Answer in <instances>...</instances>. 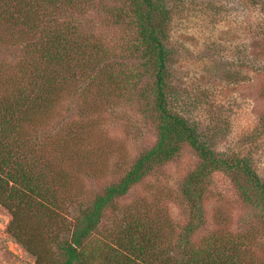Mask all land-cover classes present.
I'll list each match as a JSON object with an SVG mask.
<instances>
[{
	"label": "rangeland",
	"instance_id": "rangeland-1",
	"mask_svg": "<svg viewBox=\"0 0 264 264\" xmlns=\"http://www.w3.org/2000/svg\"><path fill=\"white\" fill-rule=\"evenodd\" d=\"M242 1L172 2L165 43L172 53L167 61V106L197 126L212 150L246 160L264 183V56L263 35L258 30L264 24V6L258 8L262 13L248 14L238 5ZM128 4L129 0L93 1L67 13L79 33L71 42L91 51L85 53V62L92 65L94 61V72L102 71L103 82L107 72L118 80L110 84L114 89L109 91L117 90L110 94L89 86L86 72L72 74L70 87L64 88L69 96L62 95L51 119V134L83 128V138L90 144L83 152L91 147L84 153L91 171L81 173L76 165L69 170L70 180L81 192L75 206H89L95 194L123 177L157 140L153 80L132 47L136 28L125 16V22L116 17L117 8L127 12ZM67 14L54 12L56 27H66ZM11 29L7 24L0 30V71L15 70L24 54ZM199 165L196 153L183 146L175 158L156 166L126 195L114 199L103 210L97 232H119L131 217L145 219L148 224H161L160 235L166 241L160 247L177 245L182 250L178 241L192 225L189 251L212 235L223 234L226 239L231 235L264 264V213L245 204L231 177L221 171L185 194V181ZM69 200L59 213L67 227L74 222L75 206L69 207ZM10 220L0 207V264H34V258L10 236ZM168 253L167 259L187 254Z\"/></svg>",
	"mask_w": 264,
	"mask_h": 264
},
{
	"label": "trees",
	"instance_id": "trees-1",
	"mask_svg": "<svg viewBox=\"0 0 264 264\" xmlns=\"http://www.w3.org/2000/svg\"><path fill=\"white\" fill-rule=\"evenodd\" d=\"M93 1L100 0H0V30L11 26L24 53L15 70L5 67L0 71V207L11 216L10 236L34 258V264H262L231 235L228 239L223 234L212 235L189 251L193 247L189 245L192 225L178 241L182 250L177 245L160 247L165 240L160 235L161 224H148L145 219L131 217L119 232H97L103 210L156 166L175 158L183 146H189L200 159L199 167L185 181V194H191L208 175L221 171L231 177L245 204L264 213V183L248 162L212 150L197 126L167 106V61L172 54L165 46L167 19L172 2L181 4L184 0H129L127 12L117 8L116 17L125 22V16L136 28L132 47L153 80L157 140L123 177L95 194L89 206L73 205L81 192L70 180L71 165L81 173L91 171L92 165L84 155L91 147L83 152L85 145L90 146L83 138V128L51 134V119L62 95L69 96L64 88L70 87L72 74L86 72L87 84L103 93L113 94L117 90L109 91L114 89L110 84H118L108 72L103 82L102 71L94 72V61L90 65L83 59L91 51L71 42L79 38V33L69 23L67 13ZM263 4L264 0L238 3L248 14L262 13L258 8ZM55 11L69 17L64 29L56 27ZM16 26L21 32L13 29ZM258 30L263 35L264 56V24ZM11 69L15 72L10 73ZM68 198L73 200L68 201L69 207L75 206L71 227L59 215ZM170 250L187 254L167 259Z\"/></svg>",
	"mask_w": 264,
	"mask_h": 264
}]
</instances>
